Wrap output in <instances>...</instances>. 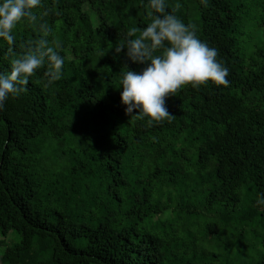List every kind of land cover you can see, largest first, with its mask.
I'll use <instances>...</instances> for the list:
<instances>
[{
	"label": "trees",
	"instance_id": "obj_1",
	"mask_svg": "<svg viewBox=\"0 0 264 264\" xmlns=\"http://www.w3.org/2000/svg\"><path fill=\"white\" fill-rule=\"evenodd\" d=\"M167 3L230 83L184 85L151 125L121 97V72L146 65L116 51L156 15L148 0H43L0 38V71L45 23L65 57L60 80L45 64L0 111V264H220L229 249L225 264H262L243 252L264 249V0Z\"/></svg>",
	"mask_w": 264,
	"mask_h": 264
},
{
	"label": "clouds",
	"instance_id": "obj_2",
	"mask_svg": "<svg viewBox=\"0 0 264 264\" xmlns=\"http://www.w3.org/2000/svg\"><path fill=\"white\" fill-rule=\"evenodd\" d=\"M43 0H0V38L9 45L16 40L14 30L25 19L36 23L37 12ZM156 15L143 29L139 37L130 35L126 44L116 48L118 53L127 49V56L137 64L146 65L142 71L127 68L121 72L122 103L131 118H147L162 122L174 116L166 107V97L175 94L184 85L198 87L209 82L228 85L230 70L217 58L218 49L210 46L198 35L194 25L186 24L175 10L168 11L167 0H148ZM42 37L29 42L27 50L14 56L9 72L0 71V111L10 95L18 96L26 91L29 77L47 64L48 85H53L63 75L65 57L63 45L53 38V29L41 24ZM162 50L161 54H157ZM9 52L13 49L10 47ZM257 205H264V193Z\"/></svg>",
	"mask_w": 264,
	"mask_h": 264
},
{
	"label": "rangeland",
	"instance_id": "obj_3",
	"mask_svg": "<svg viewBox=\"0 0 264 264\" xmlns=\"http://www.w3.org/2000/svg\"><path fill=\"white\" fill-rule=\"evenodd\" d=\"M259 237H260V241L264 240V231L259 230ZM223 252V249L220 248H216V253L218 255H221V253ZM237 253V252H236ZM234 250L229 249L228 253H224V257L222 258V260L220 261V264H225L227 262V256L229 255H236ZM238 254V253H237ZM243 256L246 258L248 257L249 260H253L256 263L262 262V264H264V249L261 246H258L256 249H248L243 252ZM235 257H232L231 259L228 260V262L234 260Z\"/></svg>",
	"mask_w": 264,
	"mask_h": 264
}]
</instances>
